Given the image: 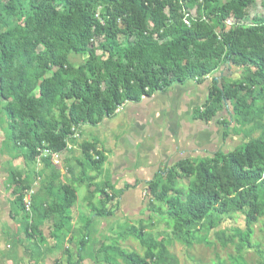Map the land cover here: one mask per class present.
I'll use <instances>...</instances> for the list:
<instances>
[{
	"label": "trees",
	"instance_id": "16d2710c",
	"mask_svg": "<svg viewBox=\"0 0 264 264\" xmlns=\"http://www.w3.org/2000/svg\"><path fill=\"white\" fill-rule=\"evenodd\" d=\"M55 1L5 0L0 8V19L13 16L26 3L32 11L23 26L0 35V105L9 119L7 139L23 151L20 157L25 164H32L42 150L63 152L73 128L95 126L126 102L172 84L210 77L204 117H214L227 103L238 113L256 109L251 115H238L242 125L261 130L259 138L213 158L181 162L166 172L163 182L152 183L149 191L163 201L168 229L188 244L206 243L197 236L199 230L218 227L231 210L244 222L243 232L236 234L239 243L257 248L253 227L264 219V122L259 124L264 115V21L239 24L255 0H230L221 6L211 0H97L106 8L102 22L95 17L91 0H61V13ZM195 3H200L201 18L185 20L183 12ZM232 19L236 26L228 30ZM149 23L162 41L158 49L145 39ZM122 34L135 40L119 54L117 38ZM96 39H101L98 47L108 54L102 64L95 61ZM70 54L88 59L74 69ZM228 65L246 67L243 78L231 84L217 79L216 74ZM57 109L58 118L53 114ZM89 149L83 152L98 173L103 159L92 160ZM50 161L48 156L45 162L52 167ZM179 175L193 178L185 192L175 190ZM75 203L76 192L69 186L53 198L50 210L60 223L55 232L69 231ZM262 226L264 231V221ZM130 234L144 255L116 249L126 264H165L160 242L141 228H131ZM241 261L233 259L234 264ZM107 263L117 264L113 259Z\"/></svg>",
	"mask_w": 264,
	"mask_h": 264
},
{
	"label": "rangeland",
	"instance_id": "374dc122",
	"mask_svg": "<svg viewBox=\"0 0 264 264\" xmlns=\"http://www.w3.org/2000/svg\"><path fill=\"white\" fill-rule=\"evenodd\" d=\"M35 1L40 4L49 0ZM211 1L213 5L221 6L230 0ZM4 2L5 0H0V8ZM54 4L56 11L61 13V0H56ZM198 4L200 3L193 4L183 12L185 20L201 18V8ZM90 5L95 17L101 19L102 22V15L106 14L105 6L97 0H91ZM31 12L30 6L26 3L13 16L0 19V35L10 27L23 26ZM259 20L264 21V0H255L246 9V16L242 21H239V24L240 26H249ZM119 23L121 24L120 21ZM233 26H236V21L232 19L227 23L226 29L229 30ZM120 27L123 29L122 25ZM144 35L147 42L155 49L160 48L162 41L152 32L150 23ZM134 40V36L119 35L117 38L119 54H124L127 44ZM100 42L101 39H96L93 43L97 50L95 61L102 64L107 60L108 54H104L99 49ZM87 59V55L70 54L69 56V61L74 69L84 65ZM228 68V76L231 77L223 81L225 84L236 83L245 75L246 67L228 65ZM242 95L245 94L242 93ZM1 108L2 104L0 105V121L6 128V137L1 143L2 150L8 152L15 150L14 152H16L19 149H15L7 139L10 134L9 119L2 113ZM239 110L240 113L236 112L233 105L230 104L226 115L233 123V132L240 137L239 145L241 147L245 143L259 138L261 130L256 128V125L253 127L242 125L241 115H238L241 113L251 115L256 109L252 111ZM53 114L58 118V109ZM262 122H264V115L259 124ZM14 152L11 154H17L20 157L23 151ZM80 154L79 167L74 166L75 164L70 160L72 156L69 158L70 155H68V162H64V164L63 155L52 157L50 164L53 168L46 164L47 157L42 155L29 166L24 162L25 169L22 172H15L7 165L9 169L6 172L7 179L5 181L6 200L11 201L10 204L16 210L15 215L20 218V221L18 222V235L14 232L13 234L7 233L8 230L6 234L0 236V264H108L109 259L115 260L117 264H126L117 255L116 249L144 255V249L130 234V229L133 227L143 229L146 235L154 237L162 244L165 264H234L233 259H241L242 264H264L263 218L253 227V241L258 246L257 248H246L239 243L236 234L243 232L244 222L238 213L231 210L218 227L199 230L197 236L205 239L206 243L188 244L168 229L163 201H157L152 196L149 197L150 194L147 195L144 204L143 214H147L145 219L136 221L115 217L117 205L111 203L112 198L109 202L106 198V196L111 197L112 192H106L105 187L94 182L100 173L95 172L89 165L87 154L84 152ZM90 156L92 160H95L96 154L91 153ZM57 165L61 166L62 171L56 168ZM79 180H83V182L80 184ZM192 180V177L179 175L175 183V190L185 192ZM63 186H69L76 191V203L72 209L73 216L69 231L55 232L59 219L50 208L53 198L59 195ZM171 195L173 194H169L168 198ZM25 202H29L28 207ZM103 212H110L111 216H100ZM26 218H28L29 231H25ZM29 233L30 235H28ZM81 242L85 244L81 246Z\"/></svg>",
	"mask_w": 264,
	"mask_h": 264
},
{
	"label": "crops",
	"instance_id": "0c3cea01",
	"mask_svg": "<svg viewBox=\"0 0 264 264\" xmlns=\"http://www.w3.org/2000/svg\"><path fill=\"white\" fill-rule=\"evenodd\" d=\"M228 72L226 66L215 77L224 81L231 77ZM210 87L211 78L206 77L202 82L172 84L137 101L126 102L99 124L75 129L67 148L57 156L63 155V164L72 156L70 160L79 167L83 150L90 148L91 153H97L96 157L103 162L94 182L112 192L111 203L117 205L114 216L145 219L147 214L143 210L149 186L162 181L167 171L181 162L213 158L240 147V137L233 132V123L226 115L230 103L214 117H204ZM5 132L0 121V236L8 230L7 233H19L20 218L11 201L6 200L7 165L15 172L25 169L24 159L11 154L15 150H2ZM56 168L62 169L60 165Z\"/></svg>",
	"mask_w": 264,
	"mask_h": 264
},
{
	"label": "built area",
	"instance_id": "2783aa9c",
	"mask_svg": "<svg viewBox=\"0 0 264 264\" xmlns=\"http://www.w3.org/2000/svg\"><path fill=\"white\" fill-rule=\"evenodd\" d=\"M146 91H148V89H146ZM72 131L73 132L76 131L75 128H73ZM41 155L44 156V157L51 156V158L57 156V154H52L49 150H42L41 151ZM97 159L98 158L96 157L95 160H97ZM25 203H26V207H28L29 206V202H25Z\"/></svg>",
	"mask_w": 264,
	"mask_h": 264
}]
</instances>
